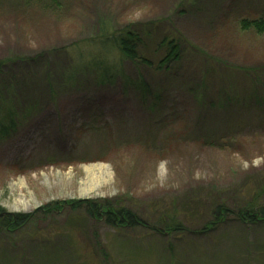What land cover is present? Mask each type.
I'll return each mask as SVG.
<instances>
[{
  "label": "rangeland",
  "instance_id": "1",
  "mask_svg": "<svg viewBox=\"0 0 264 264\" xmlns=\"http://www.w3.org/2000/svg\"><path fill=\"white\" fill-rule=\"evenodd\" d=\"M259 17L264 0H0V210L28 217L0 226V264H264V218L236 216L264 207V32L241 24ZM133 25L148 64L96 44Z\"/></svg>",
  "mask_w": 264,
  "mask_h": 264
},
{
  "label": "trees",
  "instance_id": "2",
  "mask_svg": "<svg viewBox=\"0 0 264 264\" xmlns=\"http://www.w3.org/2000/svg\"><path fill=\"white\" fill-rule=\"evenodd\" d=\"M191 1V0H189ZM241 24L243 27H246L248 29H255L257 32H264V17L249 19L245 18L241 20ZM147 29V26L145 27ZM146 29H140L138 26L135 27L128 26L121 31L114 32L112 35L106 36L102 38L100 43L98 44L100 47L106 49L107 47H117L119 48L128 59H131L133 61H139L142 60L143 62H149L148 58H141L139 47L140 44L144 43V39H149L152 35L150 31H146ZM162 45L166 46L167 48V55L161 60L159 67L165 68L169 67L171 63H175L179 60L181 51L179 44L176 40L173 38H166L163 40ZM106 63V61H103V63ZM146 62V63H147ZM148 64V63H147ZM173 64L170 66L173 67ZM107 65V64H104ZM111 67H105L104 68V76L107 79H111L112 77H115V74L117 71L110 69ZM122 78L125 77L129 83L130 86L135 87L137 90L140 89L144 95L150 94L152 92L151 87L148 86L145 79L140 76L138 79L133 80L125 74H119ZM123 78L124 80H126ZM204 79V78H203ZM202 79V80H203ZM209 81V79L207 80ZM201 84H198L200 87ZM207 85L210 86V81L207 82ZM82 201H78L76 204H81ZM85 204H88V209L90 212V215L92 216H98L105 218L106 222L110 225L114 226H130L135 227L138 225L147 224L149 227L150 225L144 221L133 209L128 207H114V203L112 201H106L103 208L106 209V211H103V208L98 205L95 201H88ZM231 209L225 207V205L217 206L215 209V215L216 220L223 221L228 217L231 213H233ZM1 213V210H0ZM237 218L240 219L244 223H256L259 220L264 218V207H256L254 203L249 202L246 207L240 209L237 213ZM28 217L24 214H7L0 217V226H4L10 230H16L19 227H21L26 221ZM217 223V222H216ZM164 228H155L152 229L156 230L157 232H164L165 229L167 230H173V229H180L182 228L180 224H177L173 228V226L167 225V223H164ZM209 228L213 227L212 225H208ZM188 230V228L186 229ZM174 231V230H173Z\"/></svg>",
  "mask_w": 264,
  "mask_h": 264
},
{
  "label": "flooded vegetation",
  "instance_id": "3",
  "mask_svg": "<svg viewBox=\"0 0 264 264\" xmlns=\"http://www.w3.org/2000/svg\"><path fill=\"white\" fill-rule=\"evenodd\" d=\"M1 217V216H0Z\"/></svg>",
  "mask_w": 264,
  "mask_h": 264
}]
</instances>
